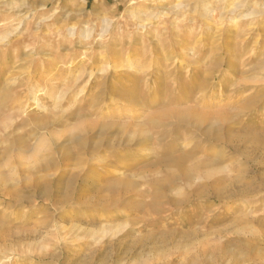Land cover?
Returning <instances> with one entry per match:
<instances>
[{"label": "rangeland", "instance_id": "rangeland-1", "mask_svg": "<svg viewBox=\"0 0 264 264\" xmlns=\"http://www.w3.org/2000/svg\"><path fill=\"white\" fill-rule=\"evenodd\" d=\"M160 1L0 0V264H264V41Z\"/></svg>", "mask_w": 264, "mask_h": 264}, {"label": "bare ground", "instance_id": "bare-ground-1", "mask_svg": "<svg viewBox=\"0 0 264 264\" xmlns=\"http://www.w3.org/2000/svg\"><path fill=\"white\" fill-rule=\"evenodd\" d=\"M148 1V0H147ZM160 1V0H159ZM161 1H163V0H161ZM161 1H160V3H161ZM254 1V0H253ZM253 1L252 2H250L249 0H243V1H239V2H237V3H235V4H233V5H231L229 8H228V10L227 11H223L222 12V14L221 15H219L218 17H216V18H218L219 20H221L222 22H226V21H228V22H231V23H235L234 25H236V29H235V31H239L243 26H249V27H251V28H253V29H251V30H255L256 31V33H257V38H255V40L253 41V45H252V47H251V51H254V50H258L259 49V45H260V40H263L264 41V26L262 25L263 24V22H264V6H259L258 5V3L256 4V3H253ZM155 2H156V0H155ZM47 1H42V2H40L39 3V6H37V10H45L46 8H47ZM160 5V4H159ZM210 6H209V4L207 3V2H204L203 0H177L176 1V4H175V6L173 7V9L171 10V15H174V16H176V17H178V16H180V15H182V13L183 12H189V13H194V14H196V16L198 17V18H201L202 20H204V19H209V20H211V21H213L214 20V18H215V15L216 14H214V12H210V8H209ZM31 9V8H30ZM36 10V11H37ZM29 11V10H28ZM169 11V10H168ZM168 11L167 10H164L163 9V11L161 12V16H159L158 14H155V13H153V14H151L148 18H146V19H143L142 17L140 18L141 20H142V23H144V24H141L140 26H139V28L141 29V30H143V31H146L147 29H148V27L150 26V25H154L153 23H149V19L150 18H152V19H156V18H161V19H159V20H162V18H166V17H169V13H168ZM194 14H192V15H194ZM30 14H28L27 16H29ZM140 15V14H139ZM45 19H47V18H45ZM52 19V18H51ZM47 21V20H46ZM158 21V20H157ZM45 21L43 20V23H44ZM159 22V21H158ZM103 23H104V32H103V36H105L107 33H108V31H109V28H110V26L111 25H109V21L107 20V19H104L103 20ZM222 24V27H224V25L225 24ZM227 23V22H226ZM245 23H247V24H245ZM40 25H43L42 23L40 24ZM158 26V25H157ZM156 28V27H155ZM70 32H71V34L72 35H74L75 34V30L74 29H70ZM94 32V30H92V29H87V30H85V31H83L82 33L83 34H85L86 36H90L92 33ZM12 33H10L9 35H7V36H5V37H2V38H0V43H5V41H7V42H9L8 41V39H9V37H10V35H11ZM108 36V35H107ZM166 36H168V35H166ZM249 37H251L250 35H245L244 36V39H242V44H244L245 42H246V45H248L249 46V44H248V39H249ZM2 43V44H3ZM257 47V48H256ZM180 60H181V63H187V61H185L186 60V58L185 57H187V49L186 48H180ZM171 57V56H170ZM193 59V58H192ZM170 61V60H169ZM172 61H174V59H172ZM190 61V60H189ZM243 65L244 66H246L247 67V65H249V62H247V63H243ZM242 65V66H243ZM108 67H111L110 66V64H108L107 65V68ZM103 68V66L101 67V69ZM106 68V67H105ZM121 68H122V66H121ZM123 69V68H122ZM105 70V69H104ZM109 70V69H108ZM252 70H253V67H252ZM257 71L258 72V75L257 76H259V77H256V78H258V79H262L263 80V82H264V62H262L261 64H259L257 67H256V69H254V71ZM106 71V70H105ZM114 71L115 72H117V71H121V69L119 68H115L114 69ZM102 72H103V70H102ZM101 72V73H102ZM29 73V72H28ZM119 73V72H118ZM255 73V72H254ZM260 73V74H259ZM249 74V73H248ZM256 74V73H255ZM252 76V75H251ZM256 76V75H255ZM92 77V76H91ZM261 79H260V81H261ZM248 80V79H247ZM243 82H245V81H243ZM247 82H249V81H247ZM252 82V81H251ZM256 83H258V81L256 80L255 81ZM9 83V82H8ZM207 83V82H206ZM250 83V82H249ZM252 83H254V82H252ZM13 84V83H12ZM248 84V83H247ZM251 84V83H250ZM208 88H206L205 89V91L207 90ZM204 91V90H203ZM205 91L203 92V93H205ZM264 91V87L262 88V90H260L259 92H258V94L260 95V94H262L261 92H263ZM82 92H84V91H82ZM66 94L67 93H64V96H66ZM258 95V96H259ZM37 96V95H36ZM34 97V96H33ZM58 97V96H57ZM82 97H84V96H82ZM259 97H261V95L259 96ZM264 97V96H263ZM263 97H262V99H260L259 98V101L260 100H263ZM78 98V97H77ZM67 99V98H66ZM34 102H35V104H37V108L39 109V110H44V107L39 103V99L37 98V97H35L34 99ZM59 99L57 98V101H58ZM62 100H64V99H62ZM61 100V101H62ZM60 101V100H59ZM259 101H257V103L259 102ZM33 102V103H34ZM61 104H62V102H61ZM256 104V102L254 101V100H251L250 101V103L248 104V105H246V107H245V109H246V111L248 110V109H250V108H253L252 107V105H255ZM33 105V104H32ZM244 109V110H245ZM0 125H3V126H5L6 125V122H4V123H0ZM17 132V130L16 129H14V130H12L9 134H6L5 135V137L6 138H8V137H13L12 135L13 134H15ZM138 140V141H137ZM136 141L138 142L137 144H136V146L137 147H141L142 146V142L141 141H143V139H137ZM21 141V140H20ZM76 142L77 141H80L79 140V138H77L76 140H75ZM130 142H132V141H130ZM134 142V141H133ZM132 142V143H133ZM82 143H84V142H82ZM79 144H81V142H79ZM45 139L44 138H42V139H40L39 141H38V143H37V145H36V147H35V149H34V151H33V153L30 155V156H22L21 155V159L24 161V162H27V163H33V164H36L37 162H38V160H40V158H39V154L41 153V152H43V151H45ZM56 147V149H58V150H60L61 148H63V144L62 145H56L55 146ZM133 147V146H132ZM36 162V163H35ZM50 167L49 166H47V165H43V166H41V170L42 171H47L48 169H49ZM216 171H218V170H216ZM214 172V171H213ZM48 177H52V175H49ZM12 179V175L10 176V177H8V178H6V177H3L1 174H0V182H4V183H7V182H9L10 180Z\"/></svg>", "mask_w": 264, "mask_h": 264}]
</instances>
